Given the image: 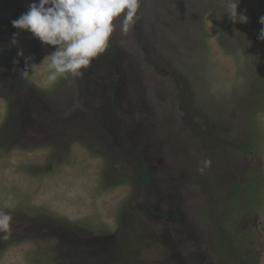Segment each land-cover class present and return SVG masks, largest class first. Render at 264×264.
Masks as SVG:
<instances>
[{"label": "rangeland", "instance_id": "rangeland-1", "mask_svg": "<svg viewBox=\"0 0 264 264\" xmlns=\"http://www.w3.org/2000/svg\"><path fill=\"white\" fill-rule=\"evenodd\" d=\"M33 2L0 0V264H264V0H139L51 87Z\"/></svg>", "mask_w": 264, "mask_h": 264}, {"label": "clouds", "instance_id": "clouds-1", "mask_svg": "<svg viewBox=\"0 0 264 264\" xmlns=\"http://www.w3.org/2000/svg\"><path fill=\"white\" fill-rule=\"evenodd\" d=\"M224 2V13L233 24L248 23L246 10L238 11L241 0ZM138 8L139 0H38L11 23L16 29L30 32L44 45L54 46L55 50L42 61L47 62L43 86L51 87L69 75L82 76L109 48L117 23L125 35L134 26ZM259 23L264 25V16L259 18ZM17 35H13V45L17 43ZM257 38L264 41V27L260 28ZM17 55L23 56V51H18ZM30 60L31 57H25V70L20 71L22 77L29 75ZM207 165L206 161L205 167ZM11 221L10 214L0 211V233H9Z\"/></svg>", "mask_w": 264, "mask_h": 264}, {"label": "trees", "instance_id": "trees-1", "mask_svg": "<svg viewBox=\"0 0 264 264\" xmlns=\"http://www.w3.org/2000/svg\"><path fill=\"white\" fill-rule=\"evenodd\" d=\"M151 178V175H150V172L147 168V165L142 163L141 164V172H140V175L138 177V182L141 184V185H144L146 182L148 183L149 180ZM223 232V231H222ZM222 256H225V257H231L233 256V253H231L229 256L223 254ZM244 264H253L251 261H249L248 263H244Z\"/></svg>", "mask_w": 264, "mask_h": 264}]
</instances>
